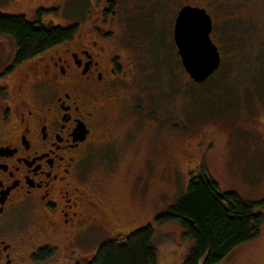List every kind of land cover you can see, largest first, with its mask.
Listing matches in <instances>:
<instances>
[{"label": "flooded vegetation", "instance_id": "flooded-vegetation-1", "mask_svg": "<svg viewBox=\"0 0 264 264\" xmlns=\"http://www.w3.org/2000/svg\"><path fill=\"white\" fill-rule=\"evenodd\" d=\"M240 1L254 0H184L173 31L184 6L205 8L214 30L211 10L227 2L242 7ZM170 2L153 0L151 10ZM111 7L105 0L95 11L103 17ZM52 22L46 24L67 27ZM71 25L72 38L20 60L7 36L13 47L0 68V264H89L138 217L140 166L131 157L141 144L123 127L143 108L127 90L134 64L112 46L105 26L79 35L80 23Z\"/></svg>", "mask_w": 264, "mask_h": 264}, {"label": "rangeland", "instance_id": "rangeland-1", "mask_svg": "<svg viewBox=\"0 0 264 264\" xmlns=\"http://www.w3.org/2000/svg\"><path fill=\"white\" fill-rule=\"evenodd\" d=\"M113 1L114 13L103 17L95 10L105 0H0V13L23 12L35 19L33 8L43 7L48 10L42 17L45 23H80L79 35L103 25L112 46L134 64L127 90L143 108L123 122L141 144L131 157L140 166L134 184L141 191L130 230L153 225L158 264H182L192 241L178 220L159 224L156 218L181 199L194 174L204 168L222 192L252 202L264 199V0L240 1L242 7L227 2L211 10L212 38L222 63L203 83L191 79L174 42L175 7L184 0H171L155 11L153 0ZM11 47L13 41L0 34V68ZM256 210L264 216V206ZM218 264H264V221L257 237L235 247Z\"/></svg>", "mask_w": 264, "mask_h": 264}, {"label": "trees", "instance_id": "trees-1", "mask_svg": "<svg viewBox=\"0 0 264 264\" xmlns=\"http://www.w3.org/2000/svg\"><path fill=\"white\" fill-rule=\"evenodd\" d=\"M109 11L114 13V1ZM51 11L55 9H50ZM40 8L35 19L23 13H0V34L12 38L18 60L30 57L62 39L72 38L77 25L46 24ZM50 12V11H49ZM264 199L248 201L235 192H222L217 181L201 169L188 183L186 193L157 223L178 220L192 245L182 264H218L235 247L257 237L263 223ZM153 225L137 227L123 240L104 242L89 264H158V248Z\"/></svg>", "mask_w": 264, "mask_h": 264}, {"label": "water", "instance_id": "water-1", "mask_svg": "<svg viewBox=\"0 0 264 264\" xmlns=\"http://www.w3.org/2000/svg\"><path fill=\"white\" fill-rule=\"evenodd\" d=\"M213 20L205 8L184 6L175 21L174 40L185 69L198 83L218 69L221 55L213 42Z\"/></svg>", "mask_w": 264, "mask_h": 264}]
</instances>
